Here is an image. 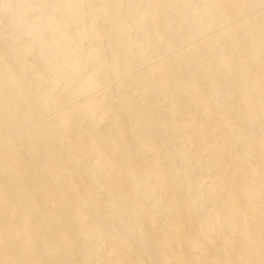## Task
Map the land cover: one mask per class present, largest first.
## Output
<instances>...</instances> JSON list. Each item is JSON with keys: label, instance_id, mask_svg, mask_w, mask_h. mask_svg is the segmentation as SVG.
Listing matches in <instances>:
<instances>
[{"label": "bare ground", "instance_id": "bare-ground-1", "mask_svg": "<svg viewBox=\"0 0 264 264\" xmlns=\"http://www.w3.org/2000/svg\"><path fill=\"white\" fill-rule=\"evenodd\" d=\"M0 264H264V0H0Z\"/></svg>", "mask_w": 264, "mask_h": 264}]
</instances>
